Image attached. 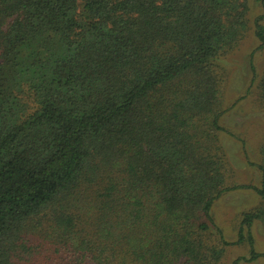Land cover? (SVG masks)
<instances>
[{
    "label": "trees",
    "instance_id": "obj_1",
    "mask_svg": "<svg viewBox=\"0 0 264 264\" xmlns=\"http://www.w3.org/2000/svg\"><path fill=\"white\" fill-rule=\"evenodd\" d=\"M250 0H0V264H225L264 232L220 134ZM262 13L249 54L264 107ZM231 181V182H230ZM251 189L235 242L211 208Z\"/></svg>",
    "mask_w": 264,
    "mask_h": 264
},
{
    "label": "rangeland",
    "instance_id": "obj_2",
    "mask_svg": "<svg viewBox=\"0 0 264 264\" xmlns=\"http://www.w3.org/2000/svg\"><path fill=\"white\" fill-rule=\"evenodd\" d=\"M261 13L258 4L250 0L247 17L250 31L239 48L224 60L227 84L223 108L226 112L220 120L221 127L226 131L220 134V143L234 173L231 181L234 185L255 188L260 186V176L253 165L258 164L260 160L258 149L264 143V107L256 102L254 89L248 91L252 76L248 59L249 54L258 45L251 28L252 21ZM253 65L256 74L259 75L264 68V49L254 52ZM259 204L260 198L251 189L228 192L211 208L215 228L226 241L235 242L239 234L241 217L256 209ZM250 233L253 250L258 254H264V232L261 225L253 223ZM248 254L247 243L231 246L227 249L225 264H231L237 258H247ZM250 264H264V259L259 258Z\"/></svg>",
    "mask_w": 264,
    "mask_h": 264
}]
</instances>
